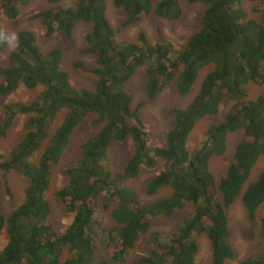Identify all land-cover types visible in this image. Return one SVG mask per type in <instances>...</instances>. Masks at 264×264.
I'll return each mask as SVG.
<instances>
[{"label":"trees","instance_id":"1","mask_svg":"<svg viewBox=\"0 0 264 264\" xmlns=\"http://www.w3.org/2000/svg\"><path fill=\"white\" fill-rule=\"evenodd\" d=\"M189 1L205 4L200 26L175 48L169 42H152L142 31L132 42L119 37L107 17V0H47L49 5L31 16L41 22L46 37L60 32L71 41L77 22L90 23L82 51L92 56L89 71L96 77L92 88L71 84L62 67L59 47L44 51L33 31L16 29L8 33L0 26L5 31L0 49L9 46L8 36L13 32L17 35L6 63L0 64V94L9 95L20 85L28 90L41 87L31 101L3 107L0 118L2 137L17 117L26 116L19 142L7 154L0 153V171L28 179L23 201L7 216L1 212L0 200V231L6 233L0 264H20L23 260L30 264L123 261L138 238L149 233L153 217L169 216L187 204L191 209L181 224L165 236L153 231L149 252L138 257L135 264H194L198 252L195 237L199 234L210 242L208 264H225L235 256L225 207L239 194L251 220L263 209L258 222L264 231V168L255 179L250 178L264 155V92L248 97L249 84H264V0H250L254 16H248L242 0ZM112 2L126 12L124 26L139 22L151 12L170 20L182 14L181 0ZM29 3L0 0V10L14 19ZM74 65L86 70L80 62ZM206 66L210 69L191 101L172 109L174 121L164 144L150 146L137 113L145 102L131 108L133 90L128 81L143 68L149 100L175 79L178 94L186 95ZM225 99L231 101L227 112L207 128L202 145L190 152L187 141L191 130L205 116H216ZM62 111L63 120L51 133ZM87 114H94L93 123L100 127L80 143V156L62 169L67 180L55 194L65 211L72 213V219L63 232L56 233L49 222L51 206L47 199L51 174ZM238 130L243 137L235 143L217 183L210 161L224 155L227 136ZM127 138L133 142L132 153L122 170L114 172L107 162L109 146L112 140ZM158 158L166 164L147 181L145 190L154 194L166 186L170 193L142 204L126 181L136 177L142 166H156ZM99 198L110 207L115 223L106 234L98 229L96 221ZM95 245L106 258L94 261ZM239 264H264V243Z\"/></svg>","mask_w":264,"mask_h":264},{"label":"rangeland","instance_id":"2","mask_svg":"<svg viewBox=\"0 0 264 264\" xmlns=\"http://www.w3.org/2000/svg\"><path fill=\"white\" fill-rule=\"evenodd\" d=\"M157 0H153V4ZM47 0H30L29 5L14 19H9L2 14L0 10V26H3L8 33L16 29H28L33 31L36 37V43L42 50H48L51 47H59L63 52L62 67L69 74L71 84L74 87L92 88L96 82V77L89 71L93 66L92 56L84 53L85 47L84 35L90 29V23L79 21L75 25L72 33L71 41H66L60 32H55L51 36L46 37L41 22L31 16L39 9L48 6ZM242 5L246 8L248 16H254L251 12L252 2L250 0H242ZM182 14L177 19H166L159 17L153 12L141 19L135 24L122 25L126 12L122 8L113 5L112 0H107V17L117 32L119 37L125 38V41H135L139 32H144L152 41H165L172 44L175 48L182 46L188 36L200 26V16L205 8V4L201 2H190L189 0H181ZM12 47L8 46L0 49V64L6 63L7 54ZM74 62H80L86 68H77ZM69 71H67V70ZM210 69V66L200 70L198 77L192 85L189 93L179 95L176 89L175 80L168 84L166 88L154 100H149L145 94L146 74L143 68H138L135 74L128 81V85L133 90V99L131 108L138 102L144 101V105L137 112L144 124L147 132L150 146L163 145L167 130L174 121L172 109L186 106L196 94L201 79ZM1 83V77H0ZM40 87V86H39ZM28 90L23 85L9 95L0 94V118L3 114V107L13 104L16 101L27 103L37 95L40 88ZM264 92V84L251 83L248 86V97L254 98L259 93ZM230 100L225 99L216 116H205L200 119L191 130L187 147L190 152L202 145L205 139L207 128L214 122L218 121L228 110ZM64 111L57 115L55 124L52 125L51 133H53L56 125L63 120ZM94 114H87L81 123L75 128L71 135L68 146L51 174L47 199L51 206L49 222L54 232L61 233L71 222L72 213L65 211L63 202L56 196L55 191L66 183V177L62 173L64 165L76 159L81 154L80 143L88 136L97 131L100 124L93 123ZM26 116L21 115L16 118L12 126L8 129L6 135L0 137V153L7 154L10 149L16 145L25 132ZM133 121L132 118H130ZM243 137L242 130L232 132L227 136L226 150L224 155L214 157L210 161V168L218 183L221 176L224 175L228 160L232 155L235 143ZM133 150V142L130 138L124 141L112 140L107 155V162L110 164L112 171L120 172L130 157ZM166 161L158 158L156 166L147 168L142 166L139 174L126 181L128 187H132L135 195L142 204L150 203L169 195V187H162L154 194H147L145 186L147 181L163 169ZM264 168V155L261 156L251 171L250 178L255 179L259 172ZM28 179L23 175L11 174L10 172L3 175L0 171V200L1 212L7 216L16 206L24 199V188ZM98 200L96 211V221L99 230L103 234L109 232L115 225L110 215V207L103 205ZM191 205L187 204L180 210H175L169 216L157 215L152 218L150 231L138 238L131 254L123 261L109 260V264H135L138 257L146 255L150 249L149 239L153 231H159L165 236L174 231L182 222L184 217L190 212ZM228 225L231 233V242L234 248L235 256L233 259L227 260L225 264H239L240 261L247 256L252 255L264 243V231L260 228L258 218L263 212L260 208L253 220H251L243 205L241 195L239 194L233 203L225 207ZM96 226V225H95ZM102 229L104 231H102ZM100 232V231H99ZM101 233V234H102ZM198 244V252L195 256L194 264H208L211 258L210 242L204 234L196 235ZM6 243V233L0 231V248ZM65 255V252H64ZM106 258L105 252L95 245L94 261ZM20 264H30L23 260ZM170 264V263H165Z\"/></svg>","mask_w":264,"mask_h":264},{"label":"clouds","instance_id":"3","mask_svg":"<svg viewBox=\"0 0 264 264\" xmlns=\"http://www.w3.org/2000/svg\"><path fill=\"white\" fill-rule=\"evenodd\" d=\"M4 34H5V31L3 29H0V41H2ZM7 40H8V44L10 47H15V42L17 41L16 33L13 32L10 36H8Z\"/></svg>","mask_w":264,"mask_h":264}]
</instances>
